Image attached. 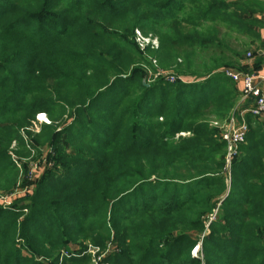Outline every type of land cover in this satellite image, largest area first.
<instances>
[{"label":"trees","instance_id":"16d2710c","mask_svg":"<svg viewBox=\"0 0 264 264\" xmlns=\"http://www.w3.org/2000/svg\"><path fill=\"white\" fill-rule=\"evenodd\" d=\"M263 14L256 0H0V191L18 181L14 143L47 151L33 192L0 204V264H89L74 246L110 241V264H264V117L243 116L230 171L214 126L241 98L226 70L254 73ZM137 30L175 82L144 84Z\"/></svg>","mask_w":264,"mask_h":264},{"label":"rangeland","instance_id":"374dc122","mask_svg":"<svg viewBox=\"0 0 264 264\" xmlns=\"http://www.w3.org/2000/svg\"><path fill=\"white\" fill-rule=\"evenodd\" d=\"M260 3L264 2V0H256ZM137 32V31H136ZM142 33V36L145 38H141L140 39V43L141 44H138V42H136L137 45H139V49H141L140 51L143 53V55L147 58V60L150 62H152L153 64V67L149 66V67H144L146 68V70L148 71V77L144 80V84H150L152 82H154L155 80L161 78V76L163 78H165L166 82H169L171 83L167 77L169 74H172V75H176V70L173 68V67H168L167 65L163 66V65H160L161 64V60H157L154 58V55L155 54L154 52L158 51L160 49V46H161V42H160V39L153 33H149L148 35H145L143 32ZM137 41V40H136ZM144 47V48H142ZM252 49H249L247 53H250ZM247 53L245 54L247 56ZM167 67V68H165ZM169 68V69H168ZM184 80H190L192 81L193 78H190V79H187L186 77L184 78L182 75H180ZM243 98H242V94H241V98L238 102V105L237 107L235 108V110L232 112L233 116H236L239 114V112L244 115V117L246 118L247 114L249 113H243V111H240V107H241V103L243 102ZM44 114V113H42ZM247 121V119H245ZM51 124V120L50 118L45 114V116L43 117H40L39 115L37 116V122H34L28 129L22 131V135L24 136V138L26 139L27 141V145H28V148H32L33 146H35L33 144V140L35 137H37L38 135H40L42 133V127L44 125H49ZM218 132L220 134V129H218ZM181 136H189L190 134L189 133H181L179 134ZM178 135V136H179ZM177 136V137H178ZM221 138V137H220ZM17 144L14 143L13 146H12V150H14V153L12 154V158L13 160L15 161H18L17 165H20L21 167H19V170H20V173H19V176H18V181L14 187V189L10 192V193H6V192H2L0 191V198L1 197H11V196H16L18 198V196H22L24 193H21L20 194V191L23 189H25V185H29L31 188H33V190L35 189V185L32 183V182H26V180L28 179V181L31 180L30 178V171H38V170H42V165H44V162L43 160L46 159V148L41 151V153L39 154L38 152L36 151H32L31 152V155L28 156V157H17L16 156V151H17ZM227 158V156H226ZM24 165L27 166V175H26V168H24ZM35 168H38V169H35ZM41 168V169H39ZM39 172V171H38ZM226 176L228 178V184L230 185V178H231V173H226ZM27 187V186H26ZM33 190L31 191V193L33 192ZM30 193V194H31ZM25 196V194L23 195ZM16 198V199H17ZM217 215V210H216V213L214 214V216L211 218V220L215 219ZM209 226V225H208ZM209 233V232H208ZM193 237H196L197 234L196 233H193L192 234ZM88 244L84 243V245H79V244H76L74 246V250H73V257H80L82 256L81 255V251L83 250H88ZM201 243L194 249L193 251V256L195 258H198L200 257V252H201ZM83 248V250H81ZM119 251L116 243H113V241H110L106 247L104 248H99L98 252L96 253V258H97V264H110L109 261H108V258L113 255L115 252ZM90 259V263L89 264H95V261L94 260V257L92 256V254H89Z\"/></svg>","mask_w":264,"mask_h":264},{"label":"built area","instance_id":"2783aa9c","mask_svg":"<svg viewBox=\"0 0 264 264\" xmlns=\"http://www.w3.org/2000/svg\"><path fill=\"white\" fill-rule=\"evenodd\" d=\"M141 38L145 39L142 36V33L137 30L136 40L138 44H141L140 43ZM247 57H248V60H250L254 56L252 53H248ZM226 76L232 79L236 83V85L239 86L243 100H248V99L254 100V104L249 109V113L255 117H264V93L258 86H256L255 75L254 74H243L241 72H237L232 69H227ZM167 79L171 83L176 81V78L171 74L168 75ZM39 116L43 117L45 116V114H39ZM214 126L220 129L221 140L226 142L227 170L230 171L232 161L235 155L237 154L239 146L245 143L246 141V137L249 132V125L245 120L243 119L241 120V119H238L236 116H232L226 123L220 124L218 122H215ZM45 164H46V161L44 162V165ZM35 169H38V168H35ZM33 170L30 171V177L32 179H35V177L38 176V173L41 170H38L39 172L33 171ZM32 190L33 188H31L30 186H27L25 187L24 190L22 189L20 191V194L24 193L25 195H27L28 193H31ZM16 198H17L16 196L1 197L0 204L4 205L5 207L11 206L13 200H15ZM98 250H99L98 247L88 245L87 253L92 254V256L94 257L93 261H95V264H97V261H98L96 258V253L98 252Z\"/></svg>","mask_w":264,"mask_h":264},{"label":"crops","instance_id":"0c3cea01","mask_svg":"<svg viewBox=\"0 0 264 264\" xmlns=\"http://www.w3.org/2000/svg\"><path fill=\"white\" fill-rule=\"evenodd\" d=\"M262 25L257 28L259 39L251 45V51L254 53V57L245 62V65L249 70L253 71L255 75V84L258 86L264 93V14L261 15ZM239 89V86H237ZM240 91V89H239ZM244 110L243 113H249V109L254 104L253 99L244 100ZM250 114V113H249ZM243 119L244 115H240ZM264 119V118H263Z\"/></svg>","mask_w":264,"mask_h":264}]
</instances>
